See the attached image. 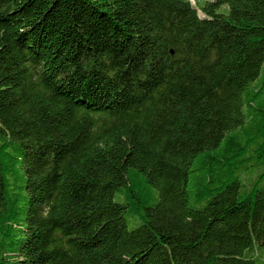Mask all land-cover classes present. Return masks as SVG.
Listing matches in <instances>:
<instances>
[{"label":"trees","instance_id":"obj_1","mask_svg":"<svg viewBox=\"0 0 264 264\" xmlns=\"http://www.w3.org/2000/svg\"><path fill=\"white\" fill-rule=\"evenodd\" d=\"M195 1L0 0V264H264V0Z\"/></svg>","mask_w":264,"mask_h":264},{"label":"rangeland","instance_id":"obj_2","mask_svg":"<svg viewBox=\"0 0 264 264\" xmlns=\"http://www.w3.org/2000/svg\"><path fill=\"white\" fill-rule=\"evenodd\" d=\"M192 1V3L194 4V5H196V1L195 0H191ZM201 15H203L202 13H201ZM129 228H131V229H133L134 227H135V225H133V223H132V221L131 220H129Z\"/></svg>","mask_w":264,"mask_h":264}]
</instances>
